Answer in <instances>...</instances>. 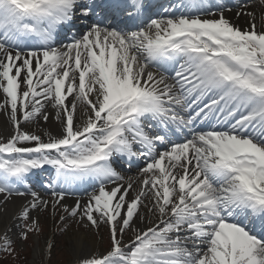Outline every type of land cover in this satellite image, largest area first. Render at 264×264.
<instances>
[{
    "label": "snow or ice",
    "instance_id": "1",
    "mask_svg": "<svg viewBox=\"0 0 264 264\" xmlns=\"http://www.w3.org/2000/svg\"><path fill=\"white\" fill-rule=\"evenodd\" d=\"M0 113V251L264 264V0H0Z\"/></svg>",
    "mask_w": 264,
    "mask_h": 264
},
{
    "label": "rangeland",
    "instance_id": "2",
    "mask_svg": "<svg viewBox=\"0 0 264 264\" xmlns=\"http://www.w3.org/2000/svg\"><path fill=\"white\" fill-rule=\"evenodd\" d=\"M129 173H131V171ZM42 215L46 216V218H43ZM58 220H59V216L57 215L56 222H58ZM41 223L43 224V234L39 238L42 239V236L46 233L48 234V232L55 233L56 236V238L54 239L55 247L53 248L50 257L46 254L41 253L40 259L35 264H66V262L71 257L68 251L66 250L65 235L60 234L59 232L56 231V228L54 227V221L51 218V210L41 214ZM75 228L80 229L73 222L70 225L69 230H73ZM100 233L105 236V246H106L107 229L102 227ZM36 239L37 238H33L32 236H30L29 239L25 242L16 240L15 244L13 245V247L15 248V252L11 255L0 251V264H33L32 263L33 254L35 247L37 246ZM38 242L42 244L41 240H39Z\"/></svg>",
    "mask_w": 264,
    "mask_h": 264
},
{
    "label": "bare ground",
    "instance_id": "3",
    "mask_svg": "<svg viewBox=\"0 0 264 264\" xmlns=\"http://www.w3.org/2000/svg\"><path fill=\"white\" fill-rule=\"evenodd\" d=\"M258 15H259V13H258ZM238 22H239L241 25H243V23H244V19L241 18L240 21H238ZM6 119H7L6 115L0 113V132H5V133H6V131H7V126H6V124H5ZM41 126H42V127H47V128H49V129H51V130H55V124H54L53 122H50V123H48V124H45V122L41 121ZM30 130H31V129H30ZM135 173H136V172H133V173H131V174H127V175H135ZM90 191H91V189H90ZM86 196H87V195L84 194V195H80V196H76V197H68V198H67V203H69V204L73 203V202H74V199H75V198H78V197H83V198L86 199ZM11 208H12V205H9V209H11ZM34 215H35V213H34ZM42 217H43V218H46V216H43V215H42ZM2 227H3V226L0 225V230H2ZM101 229H102V228H101ZM101 229H100V230H101ZM13 231L15 232L16 230L14 229ZM85 232H86V230H85L84 228H80V229H76V228H75V229H73V230H69V232H68L66 235L84 234ZM66 235H65V240H66ZM13 238L15 239V236H14ZM55 238H56L55 233H53V232H48V234L46 233V234H44V235L42 236V239L39 238V237L36 239V241H37V246L35 247L34 254H33V259H32V263H33V264H35V263L40 259V255H41V253H42V254H45V252L43 251V249L45 248V240H46V239H50V240L54 241ZM39 240L42 241V244L38 242Z\"/></svg>",
    "mask_w": 264,
    "mask_h": 264
}]
</instances>
